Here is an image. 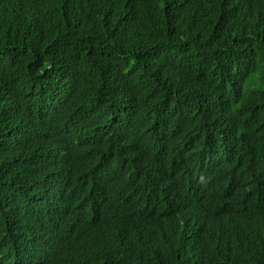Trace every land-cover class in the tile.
<instances>
[{
	"label": "trees",
	"instance_id": "obj_1",
	"mask_svg": "<svg viewBox=\"0 0 264 264\" xmlns=\"http://www.w3.org/2000/svg\"><path fill=\"white\" fill-rule=\"evenodd\" d=\"M1 253L264 264V0H0Z\"/></svg>",
	"mask_w": 264,
	"mask_h": 264
},
{
	"label": "water",
	"instance_id": "obj_2",
	"mask_svg": "<svg viewBox=\"0 0 264 264\" xmlns=\"http://www.w3.org/2000/svg\"><path fill=\"white\" fill-rule=\"evenodd\" d=\"M198 166H201V163L200 162H198ZM194 171L193 172H195L194 173V178H197V177H199V176H201L202 175V173H203V168H199V169H197L196 170V168L195 169H193ZM193 200H198L199 201V204H198V206H197V208H196V212L194 213V215H195V217H196V219H202V218H204V217H206V216H208L209 214H211L212 212H213V209H215V208H213V207H207L206 205H210V206H214V204H213V200H208V198H206V197H203V196H199V194H198V197L197 198H194ZM192 203H194V201L192 202ZM9 206V210H8V213H7V221H9V219H12V216H11V209H12V207H14V205L12 206V205H8ZM238 207L239 206H237L236 208H234V210H236L237 212H241V210L240 209H238ZM15 208V207H14ZM16 209V208H15ZM246 210H247V205L245 206V207H243V209H242V211H243V213L244 214H246ZM6 211V210H5ZM17 212H18V210H17ZM18 214H16V216H17ZM61 215H63V214H61ZM15 216V217H16ZM234 217L235 218H238V215H235L234 214ZM62 221L60 222V227L62 228ZM11 229H13V226H11ZM46 237L47 238H49V235H46ZM50 243V242H49ZM0 255H2V253L0 254ZM10 261H16V260H9L8 262H7V264L8 263H11V264H13L12 262H10ZM25 262H27V260H25L24 262H23V264H25Z\"/></svg>",
	"mask_w": 264,
	"mask_h": 264
},
{
	"label": "bare ground",
	"instance_id": "obj_3",
	"mask_svg": "<svg viewBox=\"0 0 264 264\" xmlns=\"http://www.w3.org/2000/svg\"><path fill=\"white\" fill-rule=\"evenodd\" d=\"M81 189L82 190H85V187H83V186H81ZM66 199H65V197L63 196V201H65ZM61 202V207H60V209H59V211H63V215H65L66 213H74L75 211L74 210H72V208H69V207H67L66 208V204H65V202ZM41 204H43V205H45L44 204V201H41ZM52 204V203H51ZM64 205V206H63ZM66 205V206H65ZM5 208H7V206L5 207ZM64 209H68V212L66 211V210H64ZM5 210H8V209H5ZM46 209L44 208V207H42L41 209H40V211L42 212L41 214H43V215H46V214H44L43 212H46L45 211ZM4 212V216H3V218H6L7 216V212L8 211H3ZM35 213H37V211H35ZM60 217V216H59ZM65 216H63L62 217V219L64 218ZM64 223V222H63ZM34 222L32 221L31 222V227H30V235H31V238H32V234L35 232V230H34ZM43 228H44V226L43 225H41L40 226V241H41V239L44 237V233H45V231L43 230ZM20 235V234H19ZM52 240V239H51ZM16 241V240H15ZM44 253H42L40 256H44L43 255ZM1 256V255H0ZM15 258V257H14ZM13 258V259H14Z\"/></svg>",
	"mask_w": 264,
	"mask_h": 264
}]
</instances>
